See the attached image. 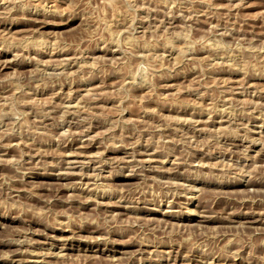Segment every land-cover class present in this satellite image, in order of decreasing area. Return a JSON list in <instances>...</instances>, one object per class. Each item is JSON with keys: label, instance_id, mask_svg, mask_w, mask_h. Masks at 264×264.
<instances>
[{"label": "rangeland", "instance_id": "1", "mask_svg": "<svg viewBox=\"0 0 264 264\" xmlns=\"http://www.w3.org/2000/svg\"><path fill=\"white\" fill-rule=\"evenodd\" d=\"M0 264H264V0H0Z\"/></svg>", "mask_w": 264, "mask_h": 264}]
</instances>
